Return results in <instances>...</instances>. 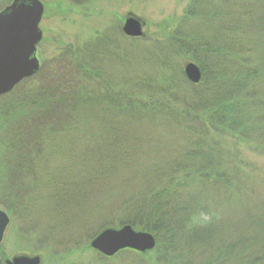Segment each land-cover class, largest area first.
Masks as SVG:
<instances>
[{
    "label": "trees",
    "instance_id": "obj_1",
    "mask_svg": "<svg viewBox=\"0 0 264 264\" xmlns=\"http://www.w3.org/2000/svg\"><path fill=\"white\" fill-rule=\"evenodd\" d=\"M66 1L77 6L93 2ZM263 3L264 0H191L183 17L187 27L184 24L167 27L164 35L153 41L130 40L136 44L153 45L156 53L153 57L157 63L153 76L116 80L119 85L115 88V80L102 77L101 70L97 68L100 66L96 65L100 63L98 54L104 50L98 49L103 36H97L91 44L87 42L82 48L72 51L67 48L62 52L61 79L49 80L42 86V82L36 81L42 73L41 68L36 76L25 81L36 85L35 104L30 109L19 103L5 105L25 82L0 98V122L3 125L0 150L7 147L13 163L25 160V156L30 157V150L39 148L40 144L42 146L44 134L67 132L73 136L75 132L86 130L80 115L98 107L111 106L109 113L114 118L119 111L125 110L132 114L134 122L160 118L168 126L182 131L183 145L178 148L175 158L161 164L155 171L156 182L130 194L120 206L126 213L122 226L152 234L156 239V249L152 255L150 252L124 251L114 258H105L106 262L114 264L117 259V262L130 260L142 264L143 259L149 257L152 264H196L192 258L198 252L196 245L199 244L205 246L202 255L209 254L201 264H226L230 257L240 258L238 249L253 241L256 249H244V259L235 264H264V239L261 238L259 247L255 238L244 240L241 236L225 249L219 247L225 240L221 236L216 239L213 223L203 221L208 215H215L216 201L219 203L234 194L233 186L240 190L250 180L249 169L243 172L238 162L228 163L223 157L221 149L224 147L214 142V135H227L237 150L252 149L257 153L254 154L263 156L260 152H264V94L258 87L264 75L263 67L254 56L259 46L255 38L256 17ZM119 38L126 37L120 33ZM111 39L106 35L103 38L106 44ZM188 54L202 71L203 79L199 85L188 81L181 69V60ZM114 55L112 53L111 57L115 61L122 60ZM110 108L116 111H110ZM127 108H134V113ZM97 113L101 111L97 110ZM130 126L128 124L127 128ZM116 129L111 142L92 144L104 147L106 153H74L67 162L76 165L82 159L101 161L109 156L126 157L131 154L127 145L129 141L123 138H130L137 145L139 133L136 130L131 134L129 130L121 133L120 127ZM116 129L112 128L111 132ZM154 143L152 147H158V142ZM68 145L72 146L56 143V146ZM110 148L120 150L110 152ZM2 157L0 152V160ZM33 160L39 161V158ZM229 164L233 167L229 168ZM16 169L15 166L12 171ZM243 173L247 174V180ZM7 177L13 179L0 167V199L3 200L27 187L22 184L23 176L10 184ZM70 188L62 184L61 193L55 197L69 192ZM120 257L123 259H118Z\"/></svg>",
    "mask_w": 264,
    "mask_h": 264
},
{
    "label": "rangeland",
    "instance_id": "obj_2",
    "mask_svg": "<svg viewBox=\"0 0 264 264\" xmlns=\"http://www.w3.org/2000/svg\"><path fill=\"white\" fill-rule=\"evenodd\" d=\"M11 1L0 0V11ZM41 1L44 3L45 13L40 25L43 39L38 47L37 57L41 62L42 73L36 81L42 82L44 86V82L61 79L62 52L67 48L71 51L82 48L87 42L93 43L97 36H103V43L100 42L102 45L98 49L104 50L98 54L100 63L96 65L100 64L97 68L101 70L102 77L110 80L112 77L115 80L113 83L117 88L119 85L117 81L130 77L135 79L146 75L153 76L156 72L157 63L155 64L153 57L156 53L153 45L136 44L130 40L153 41L161 38L167 27L172 28L178 24L187 27L183 17L191 0H93L91 4L82 6L73 5L66 0ZM128 18H135L142 23L145 33L143 38L118 39V34L123 35L122 27ZM256 20L258 26L255 38L259 46L254 56L263 67L264 75V3L258 8ZM188 23L191 25L189 20ZM107 32L109 33L106 34ZM105 35L112 38L108 44L103 40ZM112 53L122 60L115 61L111 57ZM190 56L192 57L189 54L184 55L181 60V69L185 76L186 65L194 63ZM158 70H160L159 66ZM258 89L264 94V77ZM35 90L36 85L25 82L5 105L19 103L25 104L30 109L35 104L34 95H37ZM109 107L111 106L98 107L92 112L81 114L80 119L86 130L75 132L73 136L67 132H50L58 135L57 137L44 134L43 145L40 144L39 148L30 150L28 152L30 157L25 156V160L13 163L11 152L9 153L7 147L5 150L3 148L0 150L3 154L0 167L13 178L7 177V182L10 184L23 176L22 184L27 186L20 188L19 190H22L20 193L15 191L14 196L0 199V210L7 213L11 220L0 245V258L4 263L21 256H39L41 264L112 263V261L106 262L104 259L107 257L91 247L92 240L106 229L119 230L124 227L122 224L126 213L121 211V203L130 194L142 190L143 186L156 182L155 171L161 164L177 156L178 148L183 145V133L175 127L168 126L160 118L155 119L156 121L134 122L130 116L132 114L125 110L117 109L119 114L114 118V115L109 113ZM110 109L116 111L114 108ZM97 110L101 113H97ZM128 111L134 113V108ZM1 123L0 135H3ZM110 123L112 127L109 126ZM128 124H131L129 128H127ZM119 127L123 129H120L121 133L126 130H129L130 134L134 130L139 133L140 142L137 140V145L132 143L130 138L129 140L123 138L129 141L127 145L131 154L126 157L109 156L101 161L92 158L82 159L76 165L67 162L74 153L86 154L89 151L106 153L104 147H94L92 144L104 145L111 142L112 133H116L118 130L116 128ZM112 128L116 130L111 132ZM62 137L64 138L61 140ZM214 138L215 143L224 147L221 149V154L227 158L228 163L235 160L243 172L249 169L250 180L247 181L246 186L240 184L242 185L240 190H236L233 186L234 194L219 203L216 201L213 210L215 215L210 214L207 218H203V221L208 224L213 223L212 230L217 233L214 234L217 240L224 238L225 241L220 246L215 242L219 247L226 249L241 236L244 240L255 238L257 245L261 247V238L264 239V152H260L263 154L260 156L252 149L237 150L227 135L215 134ZM154 142H158V147L156 145L152 147ZM56 143L57 145L68 143L72 146H56ZM262 144L264 148V141ZM87 146L89 148H86ZM21 148L19 146V149ZM118 150L120 149L110 148V152ZM35 157L39 158V161H34ZM245 162L250 165L246 166ZM15 166L18 169L12 171ZM232 167L233 164H229V168ZM242 175L247 180V174ZM62 184H67L71 188L69 192H64L62 196L56 198L55 195L61 190ZM156 247L149 252H154ZM196 247L198 252L194 253L192 262L201 264L209 254L202 255L205 253L204 245L197 244ZM247 247L256 249L255 243L249 241L238 249L240 258L230 257L226 264H235L243 260L244 249ZM143 261L142 264H152L149 257ZM115 263L135 264L130 260L117 262V259Z\"/></svg>",
    "mask_w": 264,
    "mask_h": 264
},
{
    "label": "water",
    "instance_id": "obj_3",
    "mask_svg": "<svg viewBox=\"0 0 264 264\" xmlns=\"http://www.w3.org/2000/svg\"><path fill=\"white\" fill-rule=\"evenodd\" d=\"M44 13L45 7L40 0H13L0 12V97L39 72L37 47L43 39L40 24ZM122 31L130 38L145 36L142 23L135 18H128ZM185 74L191 83L199 84L201 72L196 64H187ZM9 225V216L0 210V245ZM91 247L102 256L112 258L126 250L149 252L156 247V239L150 233L124 226L119 230L102 231L92 240ZM0 264H41V258L21 256L5 263L0 258Z\"/></svg>",
    "mask_w": 264,
    "mask_h": 264
},
{
    "label": "bare ground",
    "instance_id": "obj_4",
    "mask_svg": "<svg viewBox=\"0 0 264 264\" xmlns=\"http://www.w3.org/2000/svg\"><path fill=\"white\" fill-rule=\"evenodd\" d=\"M125 23H126V22H124L122 29L124 28ZM122 32H123V31H122ZM123 35H124V33H123ZM200 72H201V80H200L199 83H201V81H202V71H201V69H200ZM9 226H10V225H9ZM9 226H8V227H9ZM7 229H8V228H7ZM6 231H7V230H6Z\"/></svg>",
    "mask_w": 264,
    "mask_h": 264
}]
</instances>
